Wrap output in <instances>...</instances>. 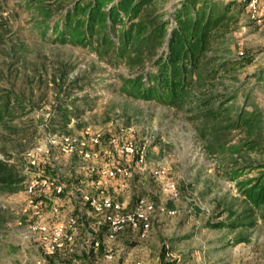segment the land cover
Segmentation results:
<instances>
[{"label":"rangeland","instance_id":"1","mask_svg":"<svg viewBox=\"0 0 264 264\" xmlns=\"http://www.w3.org/2000/svg\"><path fill=\"white\" fill-rule=\"evenodd\" d=\"M185 2L0 0V264H264V31L235 3L202 58L164 73L182 81L177 97H159ZM88 130L89 160L48 144ZM115 164L127 175L100 172ZM27 172L59 177L63 194L29 196ZM72 185L126 212L150 204L149 230L107 237ZM61 219L76 220L72 241L50 253L41 227Z\"/></svg>","mask_w":264,"mask_h":264},{"label":"built area","instance_id":"2","mask_svg":"<svg viewBox=\"0 0 264 264\" xmlns=\"http://www.w3.org/2000/svg\"><path fill=\"white\" fill-rule=\"evenodd\" d=\"M236 1L239 4L244 5L250 21L255 23L259 30L264 31V0ZM55 143L62 152L66 154H74L83 160H89L90 158L97 156L91 147L99 145L100 142L99 136L88 130L79 134L62 135L55 139V141L52 140L51 142H48V144L51 145ZM110 146L113 151L120 154L125 152L129 155H133L136 158L138 165L144 163L143 155L141 153L137 154V152L134 151L132 143L120 144L117 140H111ZM42 151L43 147L39 146L35 148L34 151L28 152L29 161L32 166L36 163L34 160L35 157ZM148 170L155 179H162L166 175L163 166L149 168ZM100 172L110 179L122 177L128 173L123 164H115L106 168H101ZM27 173L29 178L25 186V191L29 196H34L37 191H42L44 197H49L47 193L51 192L53 195L49 198L56 199L57 196L63 194V185L59 177L45 176L38 172ZM165 188L171 192L172 196H177L178 193L174 184L166 183ZM70 191L75 194L80 202L84 203L86 207L99 216L95 223L99 225L101 224L106 228L107 237L109 238L113 237L115 233L124 230L126 226H131L133 229L140 228L143 232L148 231L150 228L148 213L153 210L150 204L145 206L147 210H143L140 203L134 206V209L131 212H126L125 208H123L119 201L110 197L105 198L96 194L88 193L85 189L76 187L75 185L70 187ZM75 224V219H61L50 233H48L45 227H41V230L44 232L47 251L53 253L63 245L62 241L71 242ZM91 243L94 248H97L100 244L97 240H93Z\"/></svg>","mask_w":264,"mask_h":264},{"label":"trees","instance_id":"3","mask_svg":"<svg viewBox=\"0 0 264 264\" xmlns=\"http://www.w3.org/2000/svg\"><path fill=\"white\" fill-rule=\"evenodd\" d=\"M235 3L239 4L234 0L222 3L186 0L182 10L174 15L176 27L171 33L172 42L169 45L167 60L160 66L158 85L155 87L159 91L157 93L159 97L165 93L170 99L177 97V89L182 87V81L172 79L171 74L164 76V73L169 71L171 65L184 64L185 66L186 61L187 64L192 65L198 58H202L204 50L210 49L223 34L230 21L229 13L237 6ZM241 6L245 9L244 5ZM170 71H177V68L173 67ZM42 196V191H37L34 195L38 199Z\"/></svg>","mask_w":264,"mask_h":264}]
</instances>
